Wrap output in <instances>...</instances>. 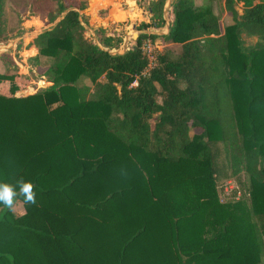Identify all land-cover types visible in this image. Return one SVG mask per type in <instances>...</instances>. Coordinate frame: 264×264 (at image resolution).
<instances>
[{
	"label": "trees",
	"instance_id": "trees-1",
	"mask_svg": "<svg viewBox=\"0 0 264 264\" xmlns=\"http://www.w3.org/2000/svg\"><path fill=\"white\" fill-rule=\"evenodd\" d=\"M166 3L114 53L123 38L85 35L88 0H0V43L44 22L24 49L48 83L0 92V181L36 192L0 204V264H264V0H174L148 32ZM158 38L181 51L148 69Z\"/></svg>",
	"mask_w": 264,
	"mask_h": 264
},
{
	"label": "rangeland",
	"instance_id": "rangeland-1",
	"mask_svg": "<svg viewBox=\"0 0 264 264\" xmlns=\"http://www.w3.org/2000/svg\"><path fill=\"white\" fill-rule=\"evenodd\" d=\"M195 1L198 5L203 2V0ZM148 2L149 0H92L91 5L89 4L88 8L83 11L85 19L88 21V24H86L85 35L90 40L99 44V40L101 39L99 29L104 27L107 34L114 36L116 39H124L125 45L120 50V53H124L127 50V47L135 45V39L141 32L136 28L137 24L141 21L151 20V13L146 10ZM173 2L174 0H167L164 10L166 22L169 24V27L172 22L171 20L174 17L172 12ZM105 7L110 8L106 9V15H101L100 12L105 10L102 9ZM239 9L242 11V4H239ZM86 12H89L90 16H87ZM217 12H220L218 8ZM98 13L99 17L103 18L102 22L99 20L97 21L98 18L96 16ZM232 21L233 18L230 15L222 13L223 25ZM21 27L24 31L23 34H21V32L17 33V35L12 34L13 38L7 43H0V73H6L8 75V78L0 83V92L6 93L10 96L21 95L20 97H26L41 92L43 88L48 85L46 79L43 78L44 76H41V73L45 68H34L29 61V58L36 55L38 50L35 47L26 50L24 49V46L27 43L25 41L32 39V36L43 31L46 27L40 17L36 16H26ZM169 30L166 27L164 29L151 27L147 31L156 33L166 31L164 33L166 35L169 33ZM255 40V38H247L248 43L254 42ZM18 45H20V47ZM155 46L157 53L160 46H165L171 49L174 53L181 51V45L165 41L163 38H158L155 41ZM19 92L21 93L18 94ZM236 178L242 182V177ZM16 210L19 213L25 211L24 205L21 201L16 204Z\"/></svg>",
	"mask_w": 264,
	"mask_h": 264
},
{
	"label": "clouds",
	"instance_id": "clouds-1",
	"mask_svg": "<svg viewBox=\"0 0 264 264\" xmlns=\"http://www.w3.org/2000/svg\"><path fill=\"white\" fill-rule=\"evenodd\" d=\"M22 197L25 203H36V192L34 185L30 181H26L20 177L15 184L0 181V204H3L11 211H15V203L17 197Z\"/></svg>",
	"mask_w": 264,
	"mask_h": 264
},
{
	"label": "built area",
	"instance_id": "built-area-1",
	"mask_svg": "<svg viewBox=\"0 0 264 264\" xmlns=\"http://www.w3.org/2000/svg\"><path fill=\"white\" fill-rule=\"evenodd\" d=\"M125 43L123 44V46ZM123 48V47H122ZM129 49V47H127ZM142 49L144 52V55L148 58L149 60V68H152L154 64L156 63L157 60V52H156V46L155 42H153L151 39H147L143 42L142 44ZM114 53L120 52V50H113ZM224 190L226 194L232 193V191H236V198L239 199L242 195V189L240 185L235 181V180H228L225 185H224Z\"/></svg>",
	"mask_w": 264,
	"mask_h": 264
},
{
	"label": "crops",
	"instance_id": "crops-1",
	"mask_svg": "<svg viewBox=\"0 0 264 264\" xmlns=\"http://www.w3.org/2000/svg\"><path fill=\"white\" fill-rule=\"evenodd\" d=\"M91 3H92V0H89V4L91 5ZM107 8H110V7H105V8H102V9H107ZM102 9H100V10H102ZM99 10V11H100ZM86 14H87V16H90V13L89 12H86ZM106 15V14H105ZM174 16V15H173ZM92 17H93V15H92ZM98 19H97V21L99 20L100 22H102L103 21V18H101V17H99V13H98V15L96 16ZM105 17V16H104ZM173 19H174V17H173ZM173 19L171 20V21H173ZM92 20V19H91ZM95 20V19H94ZM96 21V20H95ZM99 22V23H100ZM166 25H168V26H165L168 30H169V24L167 23ZM101 26V25H100ZM103 26V25H102ZM164 27V28H165ZM164 28H162V29H164ZM166 31H161V33H158V34H161V35H163L164 33H165ZM156 33V32H155ZM44 79H45V77H43ZM21 92H19V94H20ZM18 96H21V95H18ZM21 213H23V212H21Z\"/></svg>",
	"mask_w": 264,
	"mask_h": 264
},
{
	"label": "water",
	"instance_id": "water-1",
	"mask_svg": "<svg viewBox=\"0 0 264 264\" xmlns=\"http://www.w3.org/2000/svg\"><path fill=\"white\" fill-rule=\"evenodd\" d=\"M70 9H68L63 15H62V17L61 18H63L64 17V15L69 11ZM41 32H43V31H41ZM41 32H39V33H41ZM38 33V34H39ZM37 35V34H36ZM36 35H34V36H36ZM34 36H32V37H34Z\"/></svg>",
	"mask_w": 264,
	"mask_h": 264
},
{
	"label": "bare ground",
	"instance_id": "bare-ground-1",
	"mask_svg": "<svg viewBox=\"0 0 264 264\" xmlns=\"http://www.w3.org/2000/svg\"><path fill=\"white\" fill-rule=\"evenodd\" d=\"M19 94V93H18Z\"/></svg>",
	"mask_w": 264,
	"mask_h": 264
}]
</instances>
